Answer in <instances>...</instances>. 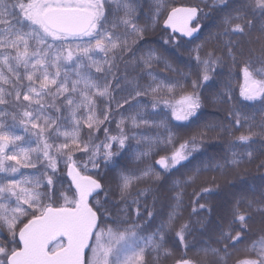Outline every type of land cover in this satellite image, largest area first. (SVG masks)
<instances>
[{
	"label": "snow or ice",
	"instance_id": "obj_1",
	"mask_svg": "<svg viewBox=\"0 0 264 264\" xmlns=\"http://www.w3.org/2000/svg\"><path fill=\"white\" fill-rule=\"evenodd\" d=\"M0 264H264V0H0Z\"/></svg>",
	"mask_w": 264,
	"mask_h": 264
},
{
	"label": "trees",
	"instance_id": "obj_2",
	"mask_svg": "<svg viewBox=\"0 0 264 264\" xmlns=\"http://www.w3.org/2000/svg\"><path fill=\"white\" fill-rule=\"evenodd\" d=\"M172 2L175 4V6H183L185 4H188V3H191L192 0H172ZM215 18V17H213ZM204 27L200 33V36L198 38H202L203 35H204V32H207L208 28L210 27V22L208 21H205L204 22ZM158 35L157 34L156 36H153L152 39H153V42L156 43V44H160V40L158 39ZM184 61H181V63H183ZM164 74V73H162ZM205 113L208 115L209 118H219V119H223L225 117V113H222V112H217L214 108H211V107H208L205 109ZM207 149H208V153H213V152H219L220 151V146L216 143H210L208 146H207ZM191 162H188V164H186V167L187 166H190ZM257 183H259V181H257ZM244 187H247V184H244V185H241V186H235V187H232L230 189H225V191H223L221 194H220V199L222 201H227L228 197L231 196V195H236L238 193H240L241 191H243V188ZM189 191H191V189H189ZM211 223L214 225L216 223V218L215 216L212 217V221ZM144 228L146 229L145 231V234L147 235L148 232L154 230V225L153 224H146L144 225ZM197 240L199 242H202V239L201 237H197Z\"/></svg>",
	"mask_w": 264,
	"mask_h": 264
},
{
	"label": "water",
	"instance_id": "obj_3",
	"mask_svg": "<svg viewBox=\"0 0 264 264\" xmlns=\"http://www.w3.org/2000/svg\"><path fill=\"white\" fill-rule=\"evenodd\" d=\"M178 7H180V6H178ZM55 241H53V243H54Z\"/></svg>",
	"mask_w": 264,
	"mask_h": 264
},
{
	"label": "flooded vegetation",
	"instance_id": "obj_4",
	"mask_svg": "<svg viewBox=\"0 0 264 264\" xmlns=\"http://www.w3.org/2000/svg\"><path fill=\"white\" fill-rule=\"evenodd\" d=\"M54 243H56V241H55ZM54 243H53V244H54Z\"/></svg>",
	"mask_w": 264,
	"mask_h": 264
},
{
	"label": "bare ground",
	"instance_id": "obj_5",
	"mask_svg": "<svg viewBox=\"0 0 264 264\" xmlns=\"http://www.w3.org/2000/svg\"><path fill=\"white\" fill-rule=\"evenodd\" d=\"M178 7V6H177Z\"/></svg>",
	"mask_w": 264,
	"mask_h": 264
}]
</instances>
